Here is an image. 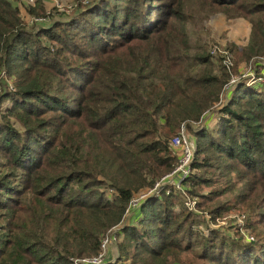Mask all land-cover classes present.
Segmentation results:
<instances>
[{
    "label": "trees",
    "instance_id": "1",
    "mask_svg": "<svg viewBox=\"0 0 264 264\" xmlns=\"http://www.w3.org/2000/svg\"><path fill=\"white\" fill-rule=\"evenodd\" d=\"M21 5L0 0V264H84L111 235L103 264H264V81L225 89L264 70V0H77L34 28ZM218 16L250 25L244 46L223 48L230 70L203 42ZM182 129L183 186L204 214L163 187L132 207L173 171ZM232 213L253 242L203 236Z\"/></svg>",
    "mask_w": 264,
    "mask_h": 264
},
{
    "label": "built area",
    "instance_id": "2",
    "mask_svg": "<svg viewBox=\"0 0 264 264\" xmlns=\"http://www.w3.org/2000/svg\"><path fill=\"white\" fill-rule=\"evenodd\" d=\"M91 0H83V4L89 3ZM30 3L33 0H29ZM49 17L46 14V17L34 18L31 17L28 19V23L31 26H46L49 24ZM211 56H220L222 59V64L230 70L233 64V57L230 53L224 51L221 47H211L210 49ZM240 75V78H239ZM239 75L231 76L230 80L226 86V91L230 90L231 86H234L240 80H245L247 85H257L261 84L264 81V70L258 75L254 72H251L249 69L242 68ZM257 77H256V76ZM170 146L176 155V165L168 175L162 178V180L155 184L153 189L145 190L140 193L136 199L132 202V207L138 205L139 201L146 199L148 196L159 195L161 192V187L165 191L166 195H169L172 192L180 193L184 197L183 205L188 211L193 212L195 208V200L187 196L185 188L183 186L184 179L190 174V166L193 158V145L188 140L184 129H182L178 135L174 136L170 141ZM169 188H167V187ZM246 216L244 214H233L225 218H218L214 221L209 222L207 229H201V232L204 237H208L209 232L212 229H229L232 230L231 234L236 233L235 238L241 239L243 242L251 243L254 241V237L245 227ZM114 240L113 235L106 237L101 242L102 252L91 260L83 261L84 264H103L106 259L105 246L112 243Z\"/></svg>",
    "mask_w": 264,
    "mask_h": 264
},
{
    "label": "rangeland",
    "instance_id": "3",
    "mask_svg": "<svg viewBox=\"0 0 264 264\" xmlns=\"http://www.w3.org/2000/svg\"><path fill=\"white\" fill-rule=\"evenodd\" d=\"M43 1L45 5L44 14L48 15L49 17L48 22H52L53 20L65 21L66 19H68L70 15L73 13V9H75V4L77 0H43ZM29 5H33V2L30 3L29 0H24V5H21L20 7V17L22 21L29 28H34L28 23L29 15H28L27 7ZM249 31H250V25L245 20L236 19L229 21L226 20L223 16H218L209 21L206 28V32L203 34V42L206 44L207 48L210 49L211 47H221L223 49L224 47H226V45L228 46L229 44H233L237 47H242L246 44ZM7 87L8 88L11 87V84H7ZM3 104H5V102ZM203 193H207V191L204 190ZM225 199L226 198H223L221 201H224ZM193 213H195L196 215L204 214L197 209L196 210L194 209ZM233 214H238V213L227 214L222 218L228 217L229 215H233ZM108 252H110V256ZM105 254L106 257L109 256V258H112L114 261L117 256L116 244H113V242L107 244L105 246Z\"/></svg>",
    "mask_w": 264,
    "mask_h": 264
}]
</instances>
